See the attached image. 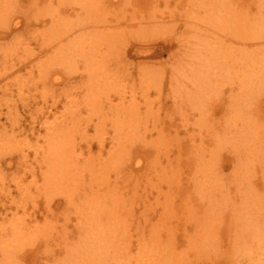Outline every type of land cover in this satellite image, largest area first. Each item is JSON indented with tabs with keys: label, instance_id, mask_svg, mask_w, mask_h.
<instances>
[{
	"label": "rangeland",
	"instance_id": "374dc122",
	"mask_svg": "<svg viewBox=\"0 0 264 264\" xmlns=\"http://www.w3.org/2000/svg\"><path fill=\"white\" fill-rule=\"evenodd\" d=\"M66 1H69V0H65V1L64 0H36L34 2L33 0H5V2L4 0H0V15H1L0 16V153H1L0 154V264L7 263V261L6 262L3 261L5 260L3 259L4 256L10 257L11 260H13L14 258L15 264H56V260H60L62 257L61 256L62 254H59V251H60V246L58 244L59 240H56L53 242L46 241L47 244L46 243L44 244L45 237L48 239L50 238V234H55V235H61L62 237L60 236V239H62L64 236L71 237L77 231V228H78L77 225H78V220H79V217L77 215L78 214L77 208L79 204L81 203L77 201L76 197H73L74 194L71 195L72 199L69 198L71 201L67 199L68 198L66 197L67 193L63 194V191L64 192L69 191L67 186L64 187V190H63V189H59V186H55V185L47 186V185H44L43 183L44 170H45L44 169L45 168L44 166L45 158H43L44 154L42 152L44 149H46L47 147L46 143L49 142L48 140L50 139V137L55 134H57L56 139L58 137L59 140L60 138L68 140L69 142L68 146L72 147L70 154L76 160H79L80 162H82L86 158L88 157L90 158V159L88 158V160H90L91 167L88 172L84 173L85 180L79 182L80 186L88 188L90 185L92 186V188H94V187H98V184L101 182H102L101 184L103 185L104 184L103 181H105L106 183L103 186L101 184L100 185L104 189H106L105 191L108 192L107 193L108 195L114 194V191L115 193H121L122 195L121 197L115 198V199L118 198L120 202L118 200H117V203H115L116 200L113 201L114 208L116 207L119 208V209L116 208V210L120 212L119 214L120 216L118 218H121V219L117 220V223L114 226V228H117L118 230L114 229L115 230L114 235H111V238L113 240L109 239V241L111 242L109 241L107 242L109 247L111 246L110 248L111 250L110 249L108 250L109 254L104 255V256L102 255L97 256V259L100 262V264L128 263V259L133 260L135 258L131 254H135L136 251H137L136 258H140L142 260L144 257L143 259L144 261L142 260L143 264L147 260L149 261V258L151 260V262L149 261L150 262L149 264H157V262L159 261H161V263L163 261L162 264H166V263L167 264L169 263L170 264L172 263L173 264H238L239 256H238V253H236V250L231 248V246H230V249L229 247L225 248L224 246V244L226 243L228 244L235 237L234 235L235 231H231V226L233 225V221L231 218L232 214L230 211V207L226 204L227 203L226 199L228 197L226 198V196L224 197V193H220L221 186H219L220 184L221 185L225 184L226 186H230L231 184H233L232 179L234 177H237L235 176V173L233 174V172L231 171L232 169L231 167L234 163L231 161L233 160V157H232L233 153H230L232 151H231V148L228 146V143H229L228 142L229 140L227 138L228 135H225L224 131L227 128H228L227 131L228 130L231 131L234 125H236L238 120L236 122L235 120L238 119L239 117L236 115L238 114V111L235 112V110H232V108L230 109L229 106H227L229 104H228V99L225 96H227L229 91H228L226 80H223L220 83V79H218L216 84L218 82L220 83L219 84L220 90H218L216 94H213L215 96L207 94L204 85H203V88H204L203 91L202 89L198 90L199 92L203 93V94L200 93L201 99L198 98V95L200 94L198 93L197 90L194 91L193 94L184 95V90L186 89L188 90V88L185 85V84H189L188 77L190 78L195 77V76L197 77L201 74L197 71L194 72V68L191 67L192 65L188 64V62L196 60L195 58L196 56L193 57L194 55L193 52L195 49L194 45L195 43H198V41L201 39L200 37H196V36L201 35V34L202 35L208 34L210 36V37L208 36L210 40L212 37L219 36V34L217 33L215 35H213L214 33L211 34L209 30H208L209 33L204 32V25L207 26V24H204L203 21L201 22V16L204 14V10H203L204 4L203 6H200L201 0H165V1L164 0H105V1L103 0L102 3H101L102 0H99V2L98 0H93V1L91 0L94 4H96V2L98 4H101L102 10L105 9V12L104 10L103 11L101 10L104 16L107 14L105 17L101 15L102 13L100 14L101 15L100 16L101 23H100V20L96 21L97 19H99V18L97 19L95 18V17H98V15L95 16L96 13L93 17L91 13L89 15L88 12L85 11V9H82V10L79 9L81 8L80 5H82L81 0H75L74 1L75 5L73 1H72L73 4L71 3V0H70V3ZM187 1L188 2L193 1L194 3L191 2L189 4ZM50 2H51V5H50ZM2 3H5L4 5L7 11H2L4 10L3 7L1 8V5L3 6ZM255 4L256 5H254V0H241L240 3L238 4V8L241 9L240 12H242L246 10L248 7L249 9L248 11H251V13L255 15L254 17L257 16L256 20H258L257 18H259L260 21H259L258 27H261V25L262 27H264L263 25L264 23L263 21L264 20V0H262L261 2L260 9L262 11L260 12H258V9H257L258 8L257 2H255ZM76 9H79V10H76ZM50 10L51 11L54 10V12L53 11L51 12ZM72 10L74 12L75 11H79V12L77 13L75 12L76 14H74ZM257 12L259 13V15L257 14ZM4 13H7V14H4ZM87 14L90 17H92L93 21L90 20L91 22L90 21L88 22L87 21L88 18L85 21H82L83 19H85L84 18L85 15L89 17ZM260 14H262L261 16L263 17H261ZM74 15L78 17H75ZM149 15H151L152 19H150ZM147 16L149 17L147 18ZM60 18L62 19L64 18L63 21H61L62 19ZM66 18L69 20L67 21ZM101 18H104V19H101ZM53 19L54 21L55 19L57 20L55 24L58 23L59 25V23L62 22L64 24V29L63 28L61 29L58 26L59 31L56 29L58 32L56 30L50 32L48 30L49 28L47 27H49V24L52 22ZM76 19L77 20L80 19L79 20L80 22L76 23L77 21ZM65 20L68 23H70V20L71 21L75 20L74 22L73 21L71 22V25L72 23H74L76 28H74V25L71 26L70 24L65 22ZM102 20H105L106 23ZM261 21H262V24H261ZM65 23L68 24V28L70 26L72 29L74 28L73 31L70 30V28L68 30L66 28L67 24L65 25ZM75 23L77 24V26ZM163 23L164 25L162 26ZM63 24L61 25V27H63ZM86 24L91 25V26L87 25L86 27ZM154 24L156 25L153 26ZM158 24L162 26L163 28V29L161 28L160 31H159ZM145 26H148V28ZM88 27L91 30L90 29L88 30ZM155 28L157 29V31ZM84 29L88 30V31H85L88 34L92 31V29H93L92 32H94V29H96L95 31L97 32L101 31V33H98V34L94 32L96 33V35L92 33L91 34L93 37L104 35L103 38L104 39L106 37H107L106 39L110 38L111 42L109 39L107 40L109 42L105 40H103L102 42V40L100 39H99L100 41L98 39L94 40V38L91 40L92 36L89 35L90 36L89 37L87 33L85 34V36H83L84 32L82 31H84ZM139 29L142 30L145 34L139 31ZM65 30L66 31L68 30L69 32L68 31L66 32ZM144 30H148L149 32L147 33V31H144ZM104 31L106 32L103 33ZM110 31L111 32L114 31V32L110 33ZM228 31H229L228 33L229 35L226 38L229 37L230 39V36H231L235 41L236 40L239 41L240 34L237 37L238 31H236L234 28ZM233 32L236 33V36ZM79 33L80 35L83 33L82 37H85L86 40L82 37L81 38L83 41L81 39H78V37L77 39H73L75 38L76 34L78 36ZM115 33L119 35L115 36L116 35ZM149 33H150V36L148 35ZM52 35L53 36L56 35L54 37L56 38V40L51 39ZM57 37L59 40L57 39ZM220 37H223V36L220 35ZM68 38L71 39V41ZM196 38H198L199 40L197 41ZM120 39L123 41L120 42ZM49 40L50 41L52 40V42L47 43ZM72 40L74 41L72 42ZM69 41L70 43L71 42L72 43L68 44ZM167 41H169L168 46L164 44V42H167ZM64 42L67 43L69 47L65 46L66 44L64 45ZM104 42L108 44L105 45ZM228 42L229 41L227 40L224 43L222 42L223 45L221 44V46L223 47L224 45H227V44L231 45V43H228ZM110 43H112L114 46ZM110 45L112 46V48H110L111 47ZM234 45L236 47H240L239 44H234ZM97 46H99L100 48ZM61 47L63 49L62 50L63 54L66 53L65 58H62L63 54L61 56L60 52L57 53V51L61 50ZM106 47H108V50L106 49V51L108 52L107 53L108 55L105 54L106 51L104 49ZM203 47H204V44H203ZM56 48L60 50H57ZM93 48L96 49V51H98L96 56H95L96 51ZM75 49L80 50V52L76 51ZM191 49H193V51ZM70 50H71L72 55L70 54ZM250 50H252V48ZM259 51L264 52V50L256 49L254 50L255 52L254 54H258L257 52ZM31 52L33 53V55ZM93 52L95 53L92 56ZM100 52L102 54L103 53L105 54V55L103 54L105 58L97 59V58L103 57V55ZM186 52L188 53V55ZM190 52L192 53V55L189 54ZM12 53H13V56H12ZM83 53L85 54L83 55ZM245 53L247 52L245 51ZM29 54H31L32 56L31 55L28 56ZM98 54H101V55L98 56ZM86 55L89 56V59ZM196 55H198V53ZM90 56L92 58L91 61H93V63L88 62L90 61ZM58 57H59V60H63L66 63L63 61H62L63 63L61 61L59 63ZM53 58H54V61H53ZM69 59H71V61ZM95 59L97 61H95ZM200 59H204V57L202 56L200 57ZM107 60L108 62L106 63ZM221 61L223 62L224 59H221ZM252 61H253V58H245V56L242 59L237 58L235 59V63L237 64L235 66H231L230 71H236L239 68V66H242L245 62L250 63ZM85 64H86L85 66L86 68L87 66L90 65L89 68L91 69L84 68ZM186 64L190 68L185 66ZM97 65L98 67L95 68ZM141 65L147 68V69H144L143 74L141 70ZM223 67H224V70L225 69L228 70L227 64H224ZM81 68L83 69V72ZM99 68L100 70L97 71L96 69H99ZM175 68L177 72L176 70H174ZM197 68L196 70L199 69ZM67 69L69 70V73ZM73 69H76L74 70V74L72 72ZM94 69L96 70L95 74H94V71H95ZM179 69L181 70L179 71ZM149 70H150V73H149ZM144 74H147V75L144 76ZM225 74H228V72H226ZM40 75H41V78H40ZM89 76L90 77L94 76V77L90 78ZM99 76L100 78H98V81H97V79L95 78ZM173 76L174 78H172ZM87 77L92 79V80L89 79V81L91 83L94 81L93 83L95 85L92 83L93 85L91 86V83L87 82L88 81V79H86ZM93 78L95 80H93ZM153 78L159 79L157 80L158 87L157 85L156 86L153 85L155 82H157ZM40 79H42L41 82L39 81ZM105 79H106V82H105ZM96 81L98 82V84L103 81L104 85L103 83L101 84L103 85V87L100 88L101 85L100 84L98 85ZM257 81L258 80L254 81V83H256ZM105 83H106V87H105ZM147 84H150V85L147 86ZM151 84L153 87L151 86ZM87 85L90 86V88ZM145 85L147 87H145ZM190 85L191 84H189V86ZM136 86L139 89L136 88ZM173 86L176 88H174ZM154 87L157 88L156 89L157 91L155 90ZM98 88H100V90L102 91L105 88V90L103 92H100ZM95 89L98 91H96ZM113 89H116V90H113ZM172 91L175 93V95ZM179 91L181 94L178 93ZM88 92L90 93L92 92L91 93L92 96H90ZM98 92H99V95H98ZM93 93L94 94L96 93L97 95L95 96ZM88 94L90 96V99H89V96L87 97ZM93 95L95 96L96 100H92ZM85 96H86V100L85 98L84 100L86 102L83 100V97ZM97 96H99L98 97L99 100L96 98ZM145 97L148 99L150 98V100L152 99L153 100L150 101L148 99H145ZM253 97H254L253 101H255V98L259 99L258 101L260 102L262 101L261 104L264 110V104H263L264 103V87L260 86V90H257L256 93L254 92ZM105 99L108 100L109 102L106 101ZM120 99L122 101H119ZM96 101L98 102V105ZM145 101H147L148 103L146 102L145 104ZM91 103H93L94 105L93 104L91 105ZM121 103L123 105H121ZM138 103L140 106L139 105L137 106ZM109 104H111L112 106L117 104L119 107L115 105V107L117 108L114 109V108H111L112 106ZM129 104H130L129 107H131V104H133L131 111L129 107L128 108L126 107ZM106 105H108V107H106ZM134 105H136L137 108ZM93 106L95 108L93 110L90 109V108H93ZM123 107L124 109L122 110L121 108ZM148 107L151 109L152 113H149L150 116H148V114L146 113V115L149 117V118L147 117L146 119L148 120H146L145 110L146 108L148 110L149 109ZM157 107L159 108V111H155L156 109L158 110ZM73 108H76V109H73ZM66 109L68 112L66 111ZM98 109L100 110L97 111ZM133 109H135L137 112ZM90 110H92V113ZM112 110L119 112V114H116V112L114 114L113 113L114 111ZM102 111H105V112H102ZM87 112L89 113L87 114ZM72 113L76 115L77 117L74 116ZM104 113L107 115V117L105 116ZM247 113H248L247 111H244L242 114V112L240 111V114L243 115L242 117L244 119L249 117V115L246 116ZM89 114H92V117L91 115L89 116L90 119H88V117H85ZM128 114L130 115V117ZM115 115L118 117L117 119L115 118ZM151 116H153L154 118L150 119ZM71 117L73 121L70 120ZM126 117H127V121L128 120L130 121L129 118H131V121L134 118L135 120L133 119L132 123L134 122V125H136V123L138 122L137 124L138 126L136 125L137 127L136 126L134 127V125L130 123L131 126L129 127L128 125L129 123H127ZM99 118L103 119L102 120L103 122ZM122 118L125 120L120 122L121 124L120 123L117 124L116 122L121 121L119 119H122ZM168 118H169V121H168ZM257 119L258 118H255L254 113L250 112L249 121L251 122L250 123L251 131L248 133L245 132L244 135L242 134L244 138L246 139V141H248L247 142L248 145L251 143V139L256 133V132L253 133L252 131L253 125L255 127L256 122L258 123L259 121H260L259 123L264 124V113H263V116L259 118V120ZM59 120L62 121L61 124ZM142 120L144 121L146 120V121L143 122ZM75 121H77V123ZM100 123L102 125L101 127H100ZM161 123L163 126L161 125ZM73 124L75 127L73 126ZM116 124L117 126L120 125L121 127H117ZM208 124L210 125L212 124L210 128L214 130L213 135H209L208 133V130L210 129L208 128L209 127ZM51 125H53L52 127H54L55 125V128H52ZM65 125L67 126V128ZM78 125L79 127H77ZM122 125L124 126V128ZM63 126L65 127L64 129H62ZM144 126L147 130L151 128V130H149L150 132L144 129ZM133 127L135 129H133ZM142 127H143V130H142ZM118 128L120 131L122 130V132L124 133L121 132L119 134ZM125 128L127 129L128 132L125 131ZM136 129L138 130V132ZM131 130L132 132L135 133L133 134L134 138L132 137ZM58 131H62V132H58ZM64 131H66V133ZM74 131H76L77 133ZM81 131H83L84 133H82ZM113 131L114 132L117 131V132L114 133ZM59 134L62 137H59ZM117 134L119 135L116 136ZM141 134L143 135L142 137H140ZM124 136L127 138V140H125L126 138ZM84 137L85 139H83ZM128 137H130L131 139ZM157 137H159V139ZM113 139H115V142H113L114 141ZM128 139H130L131 141L134 139V141L130 142L131 143L130 144L129 143L130 140ZM143 142L145 143L148 142L149 144L147 146L149 148H147L146 145H143L144 144ZM223 142H228V143L223 144ZM110 144H111V147H110ZM44 146L46 147L44 148ZM113 148L114 149L117 148L116 151ZM119 148L120 150L121 149L122 150L120 151ZM208 148L211 149L212 152L214 151L213 153H211V157H210V154H208V151H206ZM108 149L109 151L111 150L112 151L109 152ZM156 149H158V151H156ZM117 150L118 152L120 151L121 153H118ZM123 150L127 152L122 154V152H124ZM72 151L74 152L75 155L72 154L73 153ZM117 153L120 154V156L122 157H120ZM124 154L127 157H125ZM213 155H216V156H213ZM200 156H204V157H202L203 158L202 161H199L197 164L196 157H200ZM119 157L122 158L123 160H120ZM165 159H168L169 162L168 160H165ZM204 159L205 161L209 160V163L211 164V165L209 163L205 164L204 166L205 173L203 171H199L200 167H202V165L204 164ZM124 160H127L128 162ZM41 161H43L44 164L41 163ZM119 161H123L122 162L123 164H121V162L119 163ZM136 161H139V162H136ZM115 163L118 165L112 167V165L113 164L115 165ZM121 165H123L124 167H122ZM168 165L171 167H169ZM175 165H177V167ZM174 170H175L174 174H176L177 177L176 175L174 176L172 174ZM255 171H256V175L254 173L253 175L257 177L250 176L251 178H249L248 176H246V174L250 173V171H248V173L240 177H237V179L245 176V186H247L248 179L253 181L252 178H255L259 182L260 192L258 193L259 195L258 200L262 201L264 199L263 197L264 196V187H263L264 186L263 184L264 174H262L264 170L257 169ZM89 173L92 174L94 178L88 179ZM140 173L141 175L139 176ZM132 176L135 177V179ZM217 176L219 177V179ZM209 177L211 178V180L209 179ZM201 178L204 180V186H203L204 191H203V194H201L202 196L200 195V192L202 191L203 187H201L198 184L203 181ZM217 179L219 181L215 183ZM165 180L168 183H166ZM133 181L134 182L136 181V182L134 183ZM169 182L171 185H169ZM136 183H137V186H136ZM106 184L107 186H105ZM74 186H75L74 184L73 185L71 184V187H70L71 192H74V189L76 187ZM216 186H218L219 188ZM180 187L181 188L183 187V188L181 189ZM174 188H176V190ZM160 189L162 191V193L160 191L161 194L158 192V190ZM180 191L181 192L185 191V192L181 193ZM172 192L174 196L173 194L172 195L170 194ZM102 195L106 196V194H102ZM154 195L156 197L155 199L158 204L156 202L155 203L153 202L155 201L153 197ZM169 195L171 196V198L169 197ZM186 197L188 199H185ZM81 199L83 203V197H81ZM105 199L103 198L102 200L101 199L100 200L101 202H105L103 201ZM161 199L162 201H159ZM72 201H73V204H72ZM121 201L123 204L119 206L120 205L119 203H121ZM68 202L70 203V205L71 204L72 205L70 206ZM207 202L209 203V205H211L210 206L211 208L206 209L207 212H204L205 206L208 205ZM163 203L167 205V207L163 205ZM107 204H110L111 206V202ZM154 204H156V206L152 207V205ZM187 204L188 206H192L194 208L193 211L191 208H187V207H185L186 209L184 208V206ZM23 205L25 206L23 207ZM48 205L50 206V209L52 210L49 209L50 211L48 210L46 211V207ZM63 205L65 208H63ZM149 205H151L153 210H151L152 208ZM160 205L162 207L164 206L163 208H167V209L166 210L161 209L162 207ZM148 206H149V209H148ZM170 207L172 209H170ZM112 208H113V205H112ZM75 209H76V212H75ZM187 209L188 210L190 209V210L187 211ZM65 211L67 212V214ZM167 211L171 213L169 214ZM181 211H183V213ZM185 211H187L188 213H190L191 211V214H188ZM221 211H222V214L225 213L222 219H221ZM69 213L70 215H68ZM74 213H76V215ZM165 213H167L169 217L167 216V214L164 215ZM180 213L182 216L180 215ZM186 213L189 216H187ZM204 213L207 215L214 214V218L217 219V221L215 222V226L217 227H216L215 233L213 234L216 236H213V237L214 238L218 237L216 240L220 239L219 241L221 242L222 245H217L215 243L218 248L215 247L216 245L214 244L212 247L205 250V252H202V250L195 249L194 246L192 247V249L194 248L196 251L190 248V246H192L191 245L192 243L190 242L189 237L191 236L192 238V235L194 237H197V232H198V225H196L197 228L195 229V225L191 224L193 222L192 219H196L195 216H198L201 219H203ZM158 215L161 217H159ZM191 215H193V217H191ZM141 216L143 218H141ZM162 216H164V218ZM166 216L169 219L165 218ZM17 217H23L26 221V225L24 228L25 230L24 232L26 233L24 235H21V237L22 238L26 237L27 239L20 238V242L16 240V241H12L13 242L12 243L10 239L15 237V235L14 233H12L11 229H13L12 228L13 225L17 224ZM122 219L125 221L122 222ZM164 219H166V221ZM189 220H192V221L187 222ZM52 221H55V223L53 224ZM218 221L220 222L219 224L217 223ZM119 222L120 224L122 222L121 226L119 225ZM151 222L152 223L155 222V223L152 224ZM103 223H107L106 220H103ZM150 223L152 226H155L156 228L155 227L154 228L157 230H155L154 228H151L152 226L150 225ZM218 225H219V228H218ZM118 226L120 227L121 230L119 229ZM169 226H171V229ZM148 229H150L149 231L151 235L149 234ZM14 230L15 229H13V231ZM125 230H127L128 232ZM120 231L126 234H122V238L121 236L120 238H117L119 234L121 235ZM167 231L171 233V235ZM69 232L71 233L69 234ZM230 234H232L231 237H230ZM123 235L126 237H123ZM137 236H139L140 238ZM167 236L169 237L167 238ZM32 237L34 238L37 237V238H35L33 241L31 240L33 239ZM28 238H30V240ZM121 239H123V242L121 241ZM169 240H170V243H169ZM116 241L117 242L120 241L121 245L118 242L119 246H117L116 244L118 243ZM125 241L126 243H128L126 244L127 249H126V246L124 245ZM136 242H139V243H136ZM166 242L168 245L166 244ZM7 243L10 244L9 248H12V250L8 249V247L6 246ZM140 243H143V244L140 245ZM162 243L165 244V246ZM152 244L156 247L159 246L158 250L154 246H153V249L152 247H149V245L152 246ZM144 245L146 246L148 245V247L146 246L144 247ZM115 246L119 249V251H117L118 250L117 248H115L117 250L113 248ZM166 246H168L167 247L168 252L162 251L161 249L164 250ZM43 247L46 249H44ZM147 248H148V251L146 253L145 251L147 250ZM151 249H152V253H151L152 255H149V252ZM2 250L4 252H2ZM159 250H160V253H159ZM9 251L11 252L9 253ZM122 251H125V252H122ZM195 252H196V256H195ZM114 254L116 256L121 255V258L119 256V258L117 259V257L114 256ZM182 254L184 256H182ZM167 258H169V261H167L168 260ZM123 259H126V260H123ZM161 263H158V264H161Z\"/></svg>",
	"mask_w": 264,
	"mask_h": 264
},
{
	"label": "bare ground",
	"instance_id": "6f19581e",
	"mask_svg": "<svg viewBox=\"0 0 264 264\" xmlns=\"http://www.w3.org/2000/svg\"><path fill=\"white\" fill-rule=\"evenodd\" d=\"M34 1H36V0H33V2ZM65 1V0H64ZM72 1H73V3H74V1L75 0H71V3H72ZM82 1V5H80V7L81 8H79V9H85V11H87L88 12V14L90 15V13H91V15L94 17V15H95V13H96V15L95 16H97L98 15V17H95L96 19L97 18H99V19H97L96 21H98V20H100V16L101 15H103V17H105L104 16V14H103V10H104V12H105V9H103L102 10V5L101 4H98L97 2H96V4H94L91 0H81ZM105 1V0H104ZM165 1V0H164ZM240 1L241 0H201V4H200V6H203V4H204V8H203V10H204V14L201 16V22L203 21L204 22V24H207V26L206 25H204V32L206 33V32H208V30H209V32L211 33V34H213V35H215L216 33L217 34H219V36H216V37H212L211 38V40H210V36L208 35V34H204V35H198V36H196V37H200L201 39L199 40L198 38H196V40L198 41V43H195V45H194V47H195V49H194V52H193V57L194 56H196L195 58H196V60H194V61H190V62H188V64L189 65H192L191 67H193L194 68V72L195 71H197V72H199V73H201L199 76H195V77H192V78H190V77H188L189 78V84H191L192 85V87H191V85L189 86V84H185L186 85V87L188 88V90L186 89V90H184V95H189V94H193L194 93V91H198V90H200V89H202V91L204 90V88H203V85H204V87H205V90H206V93L207 94H209V95H213V94H216L217 93V91L218 90H220V87H219V84L221 83V81H223V80H226L227 81V87H228V91H229V93L227 94V96H225V97H227V99H228V104L229 105H227V106H229V108L231 109L232 108V110H235V112L236 111H238V114H236L237 116H239L238 117V119H236L235 120V122L237 121V123H236V125H234V127L231 129V131L230 130H228L227 131V129L224 131V133H225V135H228V142H223V144H226V143H228V146L231 148V151L232 152H230V153H233V160H231L232 162H234L233 163V165H232V169H231V171L233 172V174L235 173V176H237V177H240V176H242V175H244V174H246V173H248V171H250V173H248V174H246V176H248L249 178H251L250 176H252V177H257V176H254L253 175V173L256 175V171L255 170H264V124H261V123H257L256 122V125H255V127H254V125H253V127H252V131H253V133L254 132H256L255 134H254V136H253V138L251 139V143L248 145L247 144V142L248 141H246V139L244 138V133L245 132H250L251 131V125H250V121H249V119H250V112L251 113H254V116H255V118H258L257 120H259V118L261 117V116H263V113H264V110H263V108H262V104H261V102L260 101H258L259 99H256L255 98V101H253V95H254V92L256 93V91L257 90H260V86H263L264 87V52H257L258 54H254L255 52H254V50H256V49H259V50H264V27H262V25H261V27H258V25H259V18H257L258 20H256V17H254L255 15H253V13H251V11H248L249 9H248V7H247V9L246 10H244V11H242V12H240V10L241 9H239L238 8V4L240 3ZM4 2H5V0H4ZM47 2H49V1H47ZM66 2H69L70 3V0L69 1H66ZM65 2V3H66ZM95 2V1H94ZM98 2H99V0H98ZM103 2V0L101 1V3ZM188 2V1H187ZM191 2H193V1H190V2H188L189 4L191 3ZM197 2V1H196ZM255 2H257V6H258V12H260V11H262L261 9H260V6H261V2H262V0H254V5H256L255 4ZM28 3V2H27ZM63 3V2H62ZM72 3V4H73ZM129 3V2H128ZM154 3H156V2H154ZM194 3V2H193ZM3 4V6L1 5V8L3 7L4 8V10H2V11H7L6 10V8H5V3H2ZM36 4V3H35ZM71 4V5H72ZM198 4V5H199ZM7 5V4H6ZM50 5H51V2H50ZM53 5V4H52ZM68 5V4H67ZM74 5H75V3H74ZM105 5H106V3H105ZM156 5V4H155ZM158 5V4H157ZM77 6V5H76ZM109 6V5H108ZM8 7V6H7ZM78 7V6H77ZM152 7V6H151ZM156 7V6H155ZM11 8V7H10ZM106 8V7H105ZM108 8V7H107ZM202 8V7H201ZM237 8H238V10H237ZM79 9H76V10H79ZM9 10V9H8ZM102 10V11H101ZM107 10V9H106ZM109 10V9H108ZM51 11V10H50ZM53 12H54V10H52ZM51 11V12H52ZM68 11V10H67ZM73 11V10H72ZM91 11V12H90ZM93 11V12H92ZM152 11V10H151ZM74 12V11H73ZM76 13L77 12H79V11H75ZM74 12V14H76ZM86 12V13H87ZM172 12V11H171ZM257 12V14L259 15V13ZM102 13V14H101ZM134 13V12H133ZM151 13H153V12H151ZM168 13H170V12H168ZM2 14V13H1ZM4 14H7V13H4ZM3 14V15H4ZM50 14V13H49ZM79 14V13H78ZM84 14V13H83ZM87 14V15H88ZM101 14V15H100ZM140 14V13H139ZM142 14V13H141ZM160 14H161V12H160ZM164 14V13H163ZM2 15V16H3ZM51 15H52V13H51ZM51 15H50V17H51ZM88 15V16H89ZM262 14H260V16H261ZM1 16V15H0ZM75 16V15H74ZM150 16V19H152L151 18V15H149ZM149 16H147V18L149 17ZM153 16V15H152ZM42 17V16H41ZM61 17V16H60ZM75 17H78V16H75ZM82 17H83V15H82ZM110 17V16H109ZM141 17H143V16H141ZM261 17H263V16H261ZM54 18V17H53ZM64 18H65V16H64ZM63 18V19H64ZM84 18L85 19H83V18H81V19H83L82 21H85L87 18L89 19H87V21L89 22L90 20L91 21H93L92 20V17H87L86 15L84 16ZM121 18V17H120ZM119 18V19H120ZM133 18H135V17H133ZM29 19V18H28ZM60 19H62V18H60ZM63 19L61 20V21H63ZM67 19V18H66ZM73 19H75V18H73ZM78 19V18H77ZM76 19V20H77ZM101 19H104V18H101ZM142 19H144V18H142ZM150 19H148V20H150ZM156 19V18H155ZM69 19H67V21H68ZM80 20V19H79ZM79 20H77L76 21V23H78V22H80ZM114 20V19H113ZM121 20V19H120ZM123 20V19H122ZM132 20V19H131ZM157 20V19H156ZM56 19H55V21H54V19L52 20V22L49 24V27H47V28H49L48 30L50 31V32H52V31H54V30H58L59 31V29H58V26L62 29H64V24L62 23V22H60L59 23V25H58V23L57 24H55L56 23ZM66 20H65V22H67ZM73 21V20H72ZM71 20H70V23H68V24H70L71 25V22H72ZM75 21V20H74ZM73 21V22H74ZM90 21V22H91ZM95 21V20H94ZM102 21H104L105 22V20H102ZM147 21V20H146ZM264 21V20H263ZM2 22V21H1ZM4 22V21H3ZM59 22V21H58ZM149 22V21H148ZM67 23H65V25L67 24ZM75 23V24H76ZM100 23H101V20H100ZM106 23V22H105ZM108 23V22H107ZM131 23V22H130ZM162 23V22H161ZM63 24V27H61V25ZM68 24H67V26H66V28L69 30V28H70V30H72L73 31V29L74 28H76L75 27V25H74V23H72V25L71 26H73L74 25V28L72 29L71 28V26L68 28ZM93 24H94V22H93ZM96 24V23H95ZM98 24V23H97ZM152 24V23H151ZM160 24V23H159ZM158 24V25H159ZM261 24H262V21H261ZM87 25L88 24H86V27H87ZM156 24H154L153 26H155ZM164 25V23L162 24V26ZM166 25V24H165ZM263 25H264V23H263ZM14 26V25H13ZM48 26V25H47ZM76 26H77V24H76ZM85 26V25H84ZM88 26H91V25H88ZM162 26H160L159 25V31H160V29L162 28ZM6 27V26H5ZM36 27V26H35ZM79 27V26H78ZM140 27V26H139ZM145 27H147L148 28V26H145ZM144 27V28H145ZM164 27H166V26H164ZM156 28H157V26H156ZM155 28V29H156ZM235 29L236 31H238L237 32V37H238V35L240 34V38L242 39V40H244V41H242L240 38H239V41H235L231 36H230V39H229V37L228 38H226L229 34V31L228 30H230V29ZM90 28L88 27V30H89ZM142 29V28H141ZM163 29V28H162ZM56 30V31H57ZM67 30V31H68ZM88 30H85L84 29V31H82V32H84V35L83 36H85V34L87 33V32H85V31H88ZM91 30V29H90ZM96 29H94V32H96L97 34L98 33H101V31L100 32H97V31H95ZM98 30H100V29H98ZM112 30V29H111ZM143 30V29H142ZM142 30H140L139 29V31H141V32H143ZM165 30V29H164ZM57 31V32H58ZM61 31V30H60ZM66 31V30H65ZM66 31V32H67ZM92 31H93V29H92ZM90 32L89 34H88V36L90 35V36H92V34H94V35H96V33H94V32ZM103 31V30H102ZM116 31V30H115ZM118 31V30H117ZM144 31H147V33L149 32L148 30H144ZM156 31H157V29H156ZM38 32V31H37ZM62 32H63V30H62ZM65 32V33H66ZM69 32V31H68ZM77 32H79V31H77ZM106 31H104L103 33H105ZM114 31H110V33H113ZM138 32V31H137ZM140 32V33H141ZM166 32V31H165ZM165 32H163V33H165ZM208 32V33H209ZM60 33V32H59ZM58 33V34H59ZM92 33V34H91ZM118 33V32H117ZM144 33V32H143ZM142 33V34H143ZM160 33V32H159ZM234 33V32H233ZM263 33V34H262ZM83 34V33H82ZM82 34L80 35V33L78 34V36H77V34H76V36H75V38H73V36H72V38L73 39H77V37H78V39H81L82 40V38H84L85 39V37H82ZM108 34V33H107ZM116 34V33H115ZM141 34V35H142ZM145 34V33H144ZM235 34V36H236V33H234ZM61 35V34H60ZM80 35V36H79ZM101 35V34H100ZM119 35V34H118ZM117 34L115 35V36H118ZM149 36H150V33L148 34ZM156 35V34H155ZM220 35H222L223 37H220ZM56 35H52L51 36V39H55L56 40V38H54ZM59 36V35H58ZM89 36V37H90ZM102 36V37H101ZM101 36H98V37H96V36H92V38H91V40L94 38V40H102V42H103V40H105V41H107L108 39L110 40V38H108V39H104L103 38V36L104 35H101ZM114 36V35H113ZM209 36V37H208ZM80 37V38H79ZM82 37V38H81ZM95 37H96V39H95ZM86 38H87V36H86ZM226 38V39H225ZM57 39H58V37H57ZM69 39V38H68ZM119 39V38H118ZM54 40V41H55ZM59 40V39H58ZM57 40V41H58ZM70 41H71V39H69ZM86 40V39H85ZM88 40H89V38H88ZM88 40H87V42H88ZM99 40V41H100ZM113 40V39H112ZM116 40V39H115ZM229 41L228 43H231V45L230 44H227V45H224L223 47L221 46V44H222V42L224 43L225 41ZM43 41V40H42ZM46 41V40H45ZM70 41H69V43L68 44H71L74 40H72V42L70 43ZM77 41V40H76ZM83 41V40H82ZM98 41V42H99ZM121 41H123V40H121L120 39V42ZM235 41V42H234ZM52 42V40L50 41H48L47 43H51ZM97 42V43H98ZM107 42H109V41H107ZM110 42H111V40H110ZM114 42H116V41H114ZM17 43V42H16ZM61 43V42H60ZM80 43V42H79ZM86 43V42H85ZM105 43V42H104ZM46 44V43H45ZM66 44V45H65ZM68 44L67 43H65L64 42V45L65 46H67V47H69L68 46ZM101 44V43H100ZM103 44V43H102ZM106 44H108V43H105V45ZM110 44H112V43H110ZM164 44L165 45H169V41H167V42H164ZM197 44H198V46H197ZM203 44H204V47H203ZM234 44H239V46L240 47H236ZM63 45V46H64ZM113 45V44H112ZM121 45V44H120ZM223 45V44H222ZM23 46V45H22ZM60 46V45H59ZM96 46V45H95ZM102 46V45H101ZM109 46V45H108ZM111 46V45H110ZM114 46V45H113ZM181 46H183V45H181ZM30 47V46H29ZM28 47V48H29ZM43 47V46H42ZM46 47V46H45ZM97 47H99V46H97ZM105 47V46H104ZM189 47V46H188ZM252 48V50H250L251 48ZM25 48H27V47H25ZM95 48V47H94ZM93 48V49H94ZM100 48V47H99ZM110 48H112V46L110 47ZM109 48V49H110ZM24 49V48H23ZM57 50H60V49H58V48H56ZM79 49V48H78ZM76 50V51H78V52H80V50ZM92 49V50H93ZM106 49L108 50V47H106L104 50L106 51ZM39 50V49H38ZM62 47H61V50L60 51H57V53L58 52H60V54H61V56H62V54H63V52H62ZM66 50H68V49H66ZM95 51H96V49H94ZM188 50V49H187ZM192 51H193V49H191ZM190 50V51H191ZM28 51V50H27ZM73 51V50H72ZM103 51V50H102ZM101 51V52H102ZM245 51L247 52V53H245ZM34 52V51H33ZM62 52V53H61ZM67 52H69V51H67ZM84 52V51H83ZM92 52V51H91ZM100 52V53H101ZM241 52V53H240ZM32 53V52H31ZM36 53H38V52H36ZM56 53V54H57ZM73 53V52H72ZM86 53V52H85ZM85 53H83V55L85 54ZM95 52H93L92 53V56H93V54H94ZM98 53V51H96V53H95V56H96V54ZM108 52L106 51V53L105 54H107ZM187 53V52H186ZM198 53V55H196ZM28 54V53H27ZM66 54V53H65ZM65 54H63V57L62 58H65ZM70 54H71V50H70ZM82 54V53H81ZM102 54V53H101ZM101 54H98V56L99 55H101ZM104 54V53H103ZM102 54V55H103ZM104 54V55H105ZM190 55H192V53L190 52L189 53ZM31 54H29L28 56H30ZM32 55H33V53H32ZM31 55V56H32ZM72 55V54H71ZM89 55V54H88ZM104 55H103V57H100V58H97V59H101V58H105L104 57ZM108 55V54H107ZM187 55H188V53H187ZM12 56H13V53H12ZM87 56V55H86ZM94 56V57H95ZM204 57V59H200V57ZM244 56H245V58H253V61L252 62H250V63H248V62H245L242 66H239V68L236 70V71H230V67L231 66H235L237 63H235V59H242V58H244ZM4 57V56H3ZM24 57V56H23ZM70 57V56H69ZM78 57V56H77ZM79 57H81V56H79ZM88 57V59H89V56H87ZM93 57V58H94ZM183 57H185V56H183ZM192 57V58H193ZM10 58V57H9ZM26 58V57H25ZM56 58V57H55ZM73 58V57H72ZM71 58V59H72ZM188 58H189V56H188ZM71 59H69L70 61H71ZM87 59V58H86ZM85 59V60H86ZM221 59H224V61L222 62L221 61ZM58 60H59V57H58ZM57 60V61H58ZM76 60V59H75ZM92 60V58H91V56H90V61H88V62H92L93 63V61H91ZM53 61H54V58H53ZM60 61L62 62L63 60H59V63H60ZM95 61H97L96 59H95ZM188 61V60H187ZM63 62H65V61H63ZM62 62V63H63ZM68 62V61H67ZM99 62V61H98ZM108 62V60L106 61V63ZM66 63V62H65ZM64 63V64H65ZM69 63V62H68ZM86 63V62H85ZM90 63H88V64H90ZM12 64V63H11ZM58 64V63H57ZM64 64H62V65H64ZM87 64V65H88ZM224 64H227L228 65V70L227 69H225L224 70V67H223V65ZM66 65V64H65ZM145 65V64H144ZM86 66V64L84 65V68H86L85 67ZM90 66V65H89ZM89 66H87V68H89ZM99 66H101V65H99ZM146 66V65H145ZM185 66H187V64L185 65ZM98 67V65L95 67V68H97ZM188 68H190L189 66H187ZM199 69H198V68ZM245 67V68H244ZM78 68V67H77ZM83 68V67H82ZM81 68V69H82ZM86 68V69H87ZM103 68V67H102ZM177 68V67H176ZM176 68L174 69V70H176ZM196 68L198 69V70H196ZM227 68V67H226ZM65 69V68H64ZM89 69H91V68H89ZM144 69H147L146 67H143V65H141V70H142V74L144 73ZM178 69V68H177ZM183 69V68H182ZM204 69V70H203ZM66 70V69H65ZM68 70V69H67ZM72 70V69H71ZM74 70H76V69H73V74H74ZM85 70V69H84ZM95 70V69H94ZM97 71L98 70H100V68L99 69H96ZM96 70L94 71V74L96 73ZM173 70V71H174ZM181 69H179V71H180ZM189 70V69H188ZM88 71H90V70H88ZM190 71V70H189ZM47 72V71H46ZM71 72V71H70ZM71 72V73H72ZM82 72H83V69H82ZM93 72V71H92ZM100 72V71H99ZM176 72H177V70H176ZM187 72V71H186ZM226 72H228V74H225ZM68 73H69V70H68ZM70 73V74H71ZM89 73V72H88ZM101 73V72H100ZM103 73V72H102ZM149 73H150V70H149ZM183 73V72H182ZM231 73H232V75H231ZM83 74V73H82ZM177 74V73H176ZM185 74V73H184ZM43 75H44V73H43ZM48 75H50V74H48ZM145 75H147V74H144V76ZM161 75V74H160ZM173 75V74H172ZM88 76V75H87ZM100 76H101V74H100ZM100 76L99 77H97V78H95V79H97V81H98V78H100ZM185 76V75H184ZM193 76V75H192ZM72 77V76H71ZM90 77V76H89ZM87 77L86 79H88V81L87 82H90L89 81V79L90 78H92V77H94V76H92V77ZM40 78H41V75H40ZM172 78H174V76L172 77ZM176 78V77H175ZM94 78H93V80H95ZM103 79V78H102ZM145 79H147V78H145ZM154 80H159L158 78L157 79H155V78H153ZM218 79H220V83L218 82L217 84H216V82L218 81ZM53 80H54V78H53ZM59 80V79H58ZM90 80H92V79H90ZM172 80H174V79H172ZM256 80H258L256 83H254V81H256ZM40 82L42 81V79H40L39 80ZM96 81V82H97ZM108 81H110V80H108ZM112 81V80H111ZM177 81H178V79H177ZM176 81V82H177ZM94 82V81H93ZM92 82V83H93ZM105 82H106V79H105ZM132 82V81H131ZM152 82H153V80H152ZM151 82V83H152ZM160 82V81H159ZM254 84H253V83ZM84 83H85V81H84ZM91 83V82H90ZM91 83V86L94 84H92ZM103 83V85H104V82L102 81L101 83H99L100 85ZM133 83V82H132ZM156 83V84H155ZM153 85H157L158 84V81L157 82H155ZM83 84V83H82ZM97 84H98V82H97ZM98 84V85H99ZM141 84V83H140ZM145 84V83H144ZM160 84V83H159ZM179 84V83H178ZM95 85V84H94ZM103 85H101L100 86V88H102L103 87ZM108 85V84H107ZM110 85V84H109ZM131 85V84H130ZM129 85V86H130ZM148 85H150V84H147V86ZM85 86V85H84ZM88 86V85H87ZM132 86V85H131ZM142 86V85H141ZM146 85H145V87H147ZM151 86H152V84H151ZM178 86V85H177ZM181 86V85H180ZM86 87V86H85ZM89 88H90V86H88ZM98 87V86H97ZM97 87H96V89H97ZM105 87H106V83H105ZM108 87V86H107ZM150 87V86H149ZM148 87V88H149ZM153 87V86H152ZM151 87V88H152ZM157 87H158V85H157ZM170 87H171V85H170ZM174 87V86H173ZM87 88V87H86ZM91 88H93V87H91ZM100 88H98L99 90H100ZM115 88V87H114ZM130 88V87H129ZM136 88H138L137 86H136ZM155 88V87H154ZM174 88H176V87H174ZM262 88V87H261ZM95 89V90H96ZM106 89H108V88H106ZM139 89V88H138ZM150 89V88H149ZM148 89V90H149ZM157 88H155V90H156ZM178 89V88H177ZM176 89V90H177ZM179 89H180V87H179ZM182 89V88H181ZM91 90V89H90ZM104 90H105V88H104ZM103 90V91H104ZM113 90H116V89H113ZM122 90V89H121ZM147 90V91H148ZM174 90V89H173ZM96 91H98V90H96ZM102 90H100V92H103ZM125 91V90H124ZM136 91V90H135ZM141 91V90H140ZM157 91V90H156ZM131 92V91H130ZM133 92V91H132ZM145 92H146V90H145ZM173 92V91H172ZM172 92H171V94H172ZM89 94H90V96H92L91 95V93L90 92H88ZM115 93V92H114ZM124 93H126V92H124ZM174 93V92H173ZM178 93H180V91L178 92ZM177 93V94H178ZM195 93H197V92H195ZM198 93L200 94V93H202V92H199L198 91ZM262 93V92H261ZM86 94V93H85ZM84 94V95H85ZM89 94L87 95V97L89 96ZM94 94V93H93ZM104 94V93H103ZM117 94V93H116ZM122 94V93H121ZM157 94H159V93H157ZM181 94V93H180ZM179 94V95H180ZM183 94V93H182ZM203 94V93H202ZM206 94V95H207ZM83 95V96H84ZM95 96L97 95L96 93L94 94ZM93 95V99L92 100H96L95 99V96ZM98 95H99V92H98ZM115 95V94H114ZM135 95H137V94H135ZM140 95H141V93H140ZM174 95H175V93H174ZM198 95V94H197ZM256 95V94H255ZM90 96H89V99H90ZM104 96V95H103ZM124 96V95H123ZM195 96V95H194ZM213 96H215V95H213ZM261 96V95H260ZM98 97L99 96H97L96 98L98 99ZM101 97V96H100ZM84 98H85V100H86V96L85 97H83V100H84ZM178 98V97H177ZM176 98V99H177ZM198 98L199 99H201V94L200 95H198ZM109 99V98H108ZM144 99V98H143ZM145 99H148V98H146L145 97ZM159 99V98H158ZM195 99V98H194ZM84 100V101H85ZM91 100V101H92ZM99 100V99H98ZM97 100V101H98ZM106 100V99H105ZM148 100H150V98L148 99ZM153 100V99H152ZM152 100H150V101H152ZM191 100V99H190ZM197 100V99H196ZM195 100V101H196ZM58 101V100H57ZM96 101V103H97V105H98V102ZM106 101H108V100H106ZM119 101H122L121 99L119 100ZM144 101V100H143ZM149 101V102H150ZM157 101V100H156ZM183 101V100H182ZM68 102V101H67ZM86 102V101H85ZM109 102V101H108ZM146 102L147 101H145V104H146ZM180 102H181V100H180ZM95 103V102H94ZM95 103V104H96ZM130 103H131V101H130ZM143 103V102H142ZM148 103V102H147ZM159 103V102H158ZM178 103V102H177ZM54 104H55V102H54ZM90 104V103H89ZM93 103H91V105H92ZM102 104V103H101ZM112 104V103H111ZM111 104H109V105H111ZM208 104V103H207ZM264 104V103H263ZM83 105V104H82ZM94 105V104H93ZM97 105H95V106H97ZM115 105H117V104H115ZM115 105H111L112 107L111 108H117V107H119L118 105H117V107H115ZM121 105H123L122 103H121ZM133 104H131V107H129L130 106V104L129 105H127L126 107L128 108H130V111H131V109H132V106ZM139 105V103L137 104V106ZM148 105V104H147ZM151 105V104H150ZM7 106V105H6ZM70 106V105H69ZM86 106V105H85ZM136 108H137V106L136 105H134ZM140 106V105H139ZM141 106H142V104H141ZM106 107H108V105H106ZM134 107V108H135ZM95 107L93 106V108H90V109H94ZM110 108V107H109ZM110 108V109H111ZM149 108V107H148ZM158 108V107H157ZM203 108V107H202ZM73 109H76V108H73ZM79 109V108H78ZM122 110L124 109V107L123 108H121ZM150 109V108H149ZM149 109L147 110V108H146V110H145V119L148 117V116H150L149 115V113H152V111H151V109H150V111H149ZM199 109V108H198ZM92 110H90L91 111V113H92ZM100 109H98L97 111H99ZM133 110H135V109H133ZM155 110V109H154ZM66 111H67V109H66ZM105 111H106V109H105ZM105 111H102V112H105ZM110 111V110H109ZM112 111H114V110H112ZM121 111V110H120ZM136 111V110H135ZM134 111V112H135ZM147 111H149V112H147ZM155 111H159V108H158V110L156 109ZM154 111V112H155ZM240 111L242 112V114H243V112L244 111H247L248 113L246 114V116L247 115H249V117H247V118H243L242 116L243 115H241L240 114ZM68 112V111H67ZM96 112V111H95ZM101 112V111H100ZM115 112H116V114H119V112H117V111H114L113 113L115 114ZM137 112V111H136ZM135 112V113H136ZM143 112V111H142ZM153 112V113H154ZM63 113V112H62ZM89 112H87V114H88ZM93 113H94V111H93ZM98 113V112H97ZM96 113V114H97ZM131 113V112H130ZM132 113H133V111H132ZM146 113L148 114V116L146 115ZM157 113V112H156ZM68 114V113H67ZM73 114V113H72ZM105 114V113H104ZM140 114V113H139ZM138 114V115H139ZM35 115V114H34ZM69 115V114H68ZM71 115V114H70ZM74 115V114H73ZM72 115V116H73ZM80 115V114H79ZM91 115V117H92V114H89V115H87V116H85V117H88V119H90V116ZM123 115H125V114H123ZM129 115V114H128ZM155 115V114H154ZM235 115V116H236ZM74 116H76V115H74ZM96 116V115H95ZM105 116L107 117V115L105 114ZM119 116V115H118ZM122 116V115H121ZM142 116V115H141ZM143 116H144V114H143ZM142 116V117H143ZM70 117V116H69ZM77 117V116H76ZM120 117V116H119ZM129 117H130V115H129ZM234 117V116H233ZM115 118L117 119L118 117L115 115ZM124 118V117H123ZM119 119V120H121V121H119V122H116L117 124H119L120 122H122L123 120H125V119ZM149 118V117H148ZM152 118H154L153 116H151V118L150 119H152ZM236 118V117H235ZM73 119H74V117H73ZM80 119V118H79ZM87 119V120H88ZM100 119V118H99ZM111 119V118H110ZM130 119V121H131V118H129ZM134 119V118H133ZM133 119H132V121H133ZM161 119V118H160ZM163 119V118H162ZM253 119V118H252ZM263 119V118H262ZM71 121H73L72 120V117H71V119H70ZM101 121L103 120V119H100ZM113 120H115V119H113ZM135 120V119H134ZM146 120H148V119H146ZM145 120V121H146ZM156 120V119H155ZM155 120H154V122H155ZM90 121V120H89ZM95 121V120H94ZM126 121H127V117H126ZM129 120L127 121V123H129L128 125H129V127L131 126V124L130 123H132V121L130 122ZM140 121V120H139ZM143 122H145L144 120H142ZM168 121H169V118H168ZM256 121V120H255ZM262 121V120H261ZM59 122H60V124L62 123V121H60L59 120ZM76 123H77V121H75ZM88 122V121H87ZM103 122V121H102ZM115 122H114V124H115ZM137 122V121H136ZM253 122V121H252ZM263 122V121H262ZM52 123V122H51ZM54 123V122H53ZM66 123V122H65ZM85 123V122H84ZM113 123V122H112ZM142 123V122H141ZM157 123V122H156ZM75 124V123H74ZM74 124H73V126H74ZM117 124H116V126H117ZM121 124V123H120ZM124 124V123H123ZM138 124V122L136 123V125ZM140 124V123H139ZM145 124V123H144ZM153 124V123H152ZM230 124V123H229ZM70 125V124H69ZM76 125V124H75ZM88 125V124H87ZM132 125H134V122L132 123ZM136 125H134V127L136 126ZM161 125H162V123H161ZM171 125H172V123H171ZM209 125V127L208 128H210V126H212V124L210 125V124H208ZM53 125H51V127H52ZM66 126V125H65ZM95 126V125H94ZM102 125H101V123H100V127H101ZM113 126V125H112ZM123 126V125H122ZM138 126V125H137ZM136 126V127H137ZM154 126V125H153ZM163 126V125H162ZM75 127V126H74ZM77 127H79V125L77 126ZM99 127V126H98ZM99 127V128H100ZM117 127H121L120 125H118ZM133 127V129H135ZM150 127H152V126H150ZM161 127V126H160ZM52 128H55V125H54V127H52ZM59 128V127H58ZM65 127L63 126V128L62 129H64ZM66 128H67V126H66ZM81 128V127H80ZM84 128H85V126H84ZM83 128V129H84ZM95 128V127H94ZM107 128V127H106ZM123 128H124V126H123ZM122 128V129H123ZM223 128V127H222ZM226 128V127H225ZM224 128V129H225ZM61 129V130H62ZM69 129V128H68ZM78 129V128H77ZM132 129V128H131ZM132 129V130H133ZM144 129H146L145 128V126H144ZM154 129V128H153ZM159 129V128H158ZM207 129V128H206ZM45 130H46V128H45ZM56 130V129H55ZM82 130V129H81ZM98 130V129H97ZM99 130H101V129H99ZM117 130V129H116ZM118 130H119V128H118ZM117 130V131H118ZM132 130H131V132H132ZM137 130V129H136ZM142 130H143V127H142ZM147 130V129H146ZM149 130H151V128L149 129ZM149 130H147V131H149ZM160 130V129H159ZM208 130V129H207ZM50 131H51V129H50ZM77 131V130H76ZM76 131H74V132H76ZM116 131V132H117ZM125 131H127V129L125 128ZM58 132H62V131H58ZM65 133H66V131H64ZM82 133H84L83 131H81ZM104 132V131H103ZM114 132V131H113ZM116 132H114V133H116ZM122 132V130L120 131L119 130V134ZM128 132V131H127ZM137 132H138V130H137ZM136 132V133H137ZM142 132V131H141ZM150 132V131H149ZM214 130H212L211 128L208 130V133H209V135H213L214 133ZM77 133V132H76ZM122 133H124V132H122ZM61 134V133H60ZM59 134V137H62L61 135ZM119 134H117L116 136H118ZM133 134H135L134 132H132V137L134 138V136H133ZM139 134H140V132H139ZM243 134V135H242ZM56 135L57 134H55V135H52L51 137H50V139L48 140L49 142L48 143H46V145H47V147L46 146H44V148L46 147V149H42L43 150V154H44V156H43V158H45V164L43 163V161H41V163H43L44 164V166H45V170H44V180H43V183H44V185H47V186H53V185H55V186H59V189H63L64 190V187H66L67 186V188L69 189V191H63V194L64 193H67L66 194V197H68L67 199H72V197H71V195L72 194H74V196L73 197H76V199H77V201L78 202H80L81 204H79V206H78V208H77V212H78V217H79V220H78V228H77V231H76V233H74L71 237H69V236H64L62 239H60V236L61 235H55V234H50V238H46L45 237V241H44V244L46 243V241H51V242H53V241H56V240H59V242H58V244H59V246H60V251H59V254H62L60 257H61V259L60 260H56V264H100V262L98 261V259H97V256H99V255H102V256H104V255H108L109 254V252H108V250L111 248V246L109 247V245L107 244V242L109 241V239H112L111 238V235H114V232H115V230L114 229H117V228H114V226H115V224L117 223V220H119V219H121V218H118L120 215V212L119 211H117L116 210V208H114V204H113V201L114 200H116V202L115 203H117V200L120 202V200L117 198V199H115L116 197H121L122 195H121V193H115V191H114V194H110V195H108L107 193V191H105L106 189H104L102 186L106 183L105 181H103L104 182V184L102 185L101 183H99L98 184V187H94V188H92V186H90L89 185V187L87 188V187H83V186H80V184H79V182H81V181H84L85 180V177H84V173L85 172H88L89 171V169H90V160H88V158H86L85 160H83L82 162H80L79 160H76L74 157H72L71 156V154H70V152H71V146H68V140H65V139H62V138H60V140L58 139V137H57V139H56ZM83 135V134H82ZM81 135V136H82ZM126 135V134H125ZM129 135V134H128ZM137 135V134H136ZM64 136V135H63ZM99 136V135H98ZM115 136V137H116ZM143 135L141 134V136L140 137H142ZM163 136V135H162ZM45 137V136H44ZM83 137V136H82ZM81 137V138H82ZM87 137V136H86ZM125 137V136H124ZM156 137V136H155ZM222 137V136H221ZM68 138H69V136H68ZM126 138V137H125ZM128 138H130V137H128ZM137 138V137H136ZM158 139H159V137H157ZM156 138V139H157ZM83 139H85V137L83 138ZM82 139V140H83ZM131 139V138H130ZM130 139H128V140H130ZM143 139V138H142ZM141 139V140H142ZM45 140V139H44ZM70 140V139H69ZM101 140V139H100ZM99 140V141H100ZM114 140V141H113ZM112 141L113 142H115V139H113ZM123 140V139H122ZM125 140H127V138L125 139ZM151 140V139H150ZM154 140H155V138H154ZM154 140H152V141H154ZM215 140V139H214ZM72 141V140H71ZM124 141V140H123ZM134 141V139L131 141H129V143L130 142H133ZM221 141H222V139H221ZM226 141V140H225ZM47 142V141H46ZM73 142V141H72ZM120 142V141H119ZM128 142V141H127ZM101 143V142H100ZM99 143V144H100ZM122 143V142H121ZM124 143V142H123ZM144 144L143 145H146V147L147 148H149L147 145L149 144L148 142H143ZM127 144V143H126ZM131 144V143H130ZM212 144V143H211ZM87 145H88V143H87ZM115 145V144H114ZM213 145V144H212ZM116 146V145H115ZM110 147H111V144H110ZM114 147V146H113ZM124 147V146H123ZM151 147V146H150ZM160 147V146H159ZM101 148V147H100ZM156 148V147H155ZM158 148V147H157ZM114 149V148H113ZM117 149V148H116ZM116 149H114L115 151H116ZM127 149V148H126ZM209 149V148H208ZM206 150V151H208V154H210V157H211V153H213L212 152V150L211 149H209V150ZM111 150V149H110ZM119 150H120V148H119ZM122 150V149H121ZM120 150V151H121ZM108 151H109V149H108ZM112 151V150H111ZM111 151H109V152H111ZM118 152V150H117V152L118 153H121V152ZM124 152H122V154L123 153H126L125 152V150H123ZM149 151V150H148ZM156 151H158V149H156ZM242 151V152H241ZM73 152V151H72ZM114 152V151H113ZM108 153V152H107ZM117 153V154H118ZM1 154V153H0ZM35 154V153H34ZM73 155H75L74 154V152L72 153ZM112 154V153H111ZM116 154V153H115ZM121 154V155H122ZM158 154V153H157ZM77 155V154H76ZM119 156H120V154H118ZM125 155V154H124ZM166 155H167V153H166ZM41 156V155H40ZM144 156V155H143ZM158 156V155H157ZM213 156H216V155H213ZM117 157V156H116ZM120 157H122V156H120ZM119 157V158H120ZM125 157H127L126 155H125ZM131 157V156H130ZM129 157V158H130ZM202 157H204V156H200V157H196V161H197V164H198V162L199 161H202ZM106 158V157H105ZM114 158V157H113ZM124 158V157H123ZM166 158H167V156H166ZM169 158V157H168ZM172 158H174V157H172ZM214 158V157H213ZM90 159V158H89ZM157 159V158H156ZM215 159V158H214ZM43 160V159H42ZM91 160H93V159H91ZM120 160H123L122 158H120ZM128 160V159H127ZM127 160H124V161H127ZM165 160H168V159H165ZM175 160V159H174ZM174 160H173V162H174ZM109 161H111V160H109ZM153 161V160H152ZM155 161V160H154ZM157 161V160H156ZM121 162V164H123L122 162L123 161H119V163ZM128 162V161H127ZM136 162H139V161H136ZM168 162H169V160H168ZM176 162V161H175ZM202 163V162H201ZM207 163H209V160H206L205 161V159H204V164L202 165V167H200V169H199V171H203L204 172V166H205V164H207ZM213 163V162H212ZM216 163V162H215ZM158 164V163H157ZM177 164V163H176ZM210 164V163H209ZM118 164H116L115 163V165L113 164L112 165V167H114V166H117ZM170 165H171V163H170ZM201 165V164H200ZM211 165V164H210ZM122 167H124L123 165H121ZM169 166V165H168ZM176 167H177V165H175ZM209 166V165H208ZM250 166V167H249ZM138 167V166H137ZM169 167H171V166H169ZM256 167H257V169H256ZM117 168V167H116ZM162 168V167H161ZM174 169V168H173ZM208 169V168H207ZM213 169V168H212ZM114 170V169H113ZM252 170H254V171H252ZM26 171V170H25ZM115 171V170H114ZM124 171V170H123ZM145 171V170H144ZM147 171V170H146ZM162 171V170H161ZM220 171V170H219ZM127 172V171H126ZM264 172V171H263ZM262 172V174H264ZM116 173V172H115ZM144 173V172H143ZM147 173V172H146ZM161 173V172H160ZM175 173V170H174V172H172V174L175 176L176 174H174ZM205 173V172H204ZM258 173V172H257ZM261 174V175H262ZM141 175V173L139 174V176ZM179 175V174H178ZM138 176V175H137ZM166 176H168V175H166ZM126 177V176H125ZM133 177V176H132ZM171 177V176H170ZM176 177H177V175H176ZM218 177V176H217ZM237 177H232L233 179H232V182H233V184H231L230 186H226L225 184V186L224 185H219V186H221V188H220V193H224V197L226 196V204L230 207V211H231V214H232V216H231V218H232V221H233V225L231 226V231H235V233H234V235H235V237L227 244H224V246H225V248L226 247H229V249H230V246H231V248H233V249H235L236 250V253H238V256H239V259H238V264H264V199L262 200V201H260V200H258V193L260 192V190H259V182L255 179V178H252L253 179V181L252 180H249L248 179V184H247V186H245V176H243V177H241V178H239V179H237ZM263 177H264V175H263ZM92 178H94V176L92 175V174H90L89 173V177H88V179H92ZM115 178V177H114ZM134 179H135V177H133ZM145 178V177H144ZM213 178V177H212ZM160 179V178H159ZM163 179V178H162ZM170 179V178H169ZM168 179V180H169ZM202 179V178H201ZM209 179L211 180V178L209 177ZM218 179H219V177H218ZM217 179V181L215 182V183H217L219 180ZM262 179V178H261ZM128 180V179H127ZM174 180V179H173ZM193 180V179H192ZM203 180V179H202ZM35 181V180H34ZM113 181V180H112ZM139 181V180H138ZM162 181V180H161ZM166 181V180H165ZM201 181V180H200ZM199 181V182H200ZM214 181V180H213ZM212 181V182H213ZM134 182V181H133ZM136 182V181H135ZM134 182V183H135ZM146 182H147V180H146ZM155 182V181H154ZM166 183H168L167 181H166ZM208 183V182H207ZM262 183V182H261ZM71 184L73 185H75L74 187H75V189H76V191H75V189H74V192H71L70 190H71ZM102 186H101V185ZM113 184V183H112ZM144 184V183H143ZM201 187H203L204 186V180L201 182V183H198ZM212 184V183H211ZM263 184H264V179H263ZM169 185H171L170 184V182H169ZM181 185V184H180ZM206 185H208V184H206ZM105 186H107V184L105 185ZM114 186V185H113ZM132 186V185H131ZM136 186H137V183H136ZM154 186V185H153ZM167 186V185H166ZM174 186V185H173ZM212 186V185H211ZM175 187V186H174ZM216 187H218V186H216ZM264 187V186H263ZM73 188V187H72ZM113 188V187H112ZM119 188V187H118ZM151 188V187H150ZM149 188V189H150ZM181 188V187H180ZM183 188V187H182ZM181 188V189H182ZM219 188V187H218ZM103 189V190H102ZM156 189H158V188H156ZM175 190H176V188H174ZM207 189V188H206ZM214 189V188H213ZM115 190V189H114ZM172 190V189H171ZM201 190V189H200ZM211 190V189H210ZM111 191V190H110ZM120 191V190H119ZM160 191H161V189L160 190H158V192L160 193ZM192 191V190H191ZM203 191H204V187L202 188V191L200 192V195L201 194H203ZM216 191V190H215ZM121 192V191H120ZM181 192V191H180ZM185 192V191H184ZM184 192H181V193H184ZM199 192V191H198ZM209 192V191H208ZM156 193H157V191H156ZM161 193H162V191H161ZM160 193V194H161ZM179 193V192H178ZM214 193V192H213ZM218 193V192H217ZM102 194H106V196H103ZM124 194V193H123ZM145 194V193H144ZM171 195L173 194V192L172 193H170ZM195 194H196V192H195ZM209 194V193H208ZM108 195V196H107ZM157 195V194H156ZM167 195V194H166ZM177 195V194H176ZM179 195V194H178ZM183 195V194H182ZM215 195V194H214ZM173 196H174V194H173ZM202 196V195H201ZM81 197H83V203H82V199H81ZM154 197V199L156 198L155 197V195L153 196ZM169 197L171 198V196L169 195ZM176 197V196H175ZM206 197V196H205ZM211 197V196H210ZM264 197V196H263ZM105 199V200H103V201H105V202H101V200L102 199ZM124 198V197H123ZM129 198V197H128ZM142 198V197H141ZM145 198V197H144ZM147 198V197H146ZM69 199V200H70ZM101 199V200H100ZM130 199V198H129ZM128 199V200H129ZM139 199V198H138ZM165 199V198H164ZM185 199H188L187 197L185 198ZM184 199V200H185ZM208 199H210V198H208ZM223 199V198H222ZM107 200V201H106ZM141 200V199H140ZM169 200H171V199H169ZM183 200V199H182ZM213 200V199H212ZM71 201V200H70ZM131 201V200H130ZM157 201H158V199H157ZM159 201H162V199L161 200H159ZM166 201V200H165ZM202 201V200H201ZM223 201V200H222ZM49 202V201H48ZM78 202H77V204H78ZM109 202H111V206H110V204H107V203H109ZM118 202V203H119ZM151 202H152V200H151ZM154 203L156 202V199H155V201H153ZM10 203V202H9ZM21 203V202H20ZM33 203V202H32ZM69 203V202H68ZM157 203V202H156ZM165 203V202H164ZM163 203V205H165ZM181 203V202H180ZM208 203V202H207ZM212 203H213V201H212ZM72 204H73V201H72ZM71 204V205H72ZM76 204V203H75ZM107 204V205H106ZM120 204V205H119ZM118 205L119 206H121V204H123L122 203V201H121V203H119ZM140 204H141V202H140ZM158 204V203H157ZM168 204V203H167ZM230 204V205H229ZM69 205H70V203H69ZM70 205V206H71ZM106 205V206H105ZM112 205H113V208H112ZM135 205V204H134ZM179 205V204H178ZM208 205H209V203H208ZM206 205L205 206V209H204V212H207L206 211V209H210L211 207V205ZM213 205V204H212ZM25 205H23V207H24ZM66 206V205H65ZM105 206V207H104ZM122 206H124V205H122ZM137 206V205H136ZM140 206V205H139ZM150 207H151V205H149ZM149 206H148V209H149ZM153 206H156V204H154V205H152V207ZM161 206V205H160ZM166 207H167V205H165ZM208 206V207H207ZM216 206V205H215ZM225 206V205H224ZM22 207V206H21ZM73 207V206H72ZM104 207V208H103ZM126 207H128V206H126ZM151 207V208H152ZM162 207V206H161ZM164 207V206H163ZM161 208V209H167V208ZM185 207H187V208H191L192 209V211H193V207L192 206H188V204L187 205H185L184 206V208ZM198 207V206H197ZM63 208H65L64 207V205H63ZM144 208V207H143ZM199 208V207H198ZM226 208V207H225ZM18 209V208H17ZM35 209V208H34ZM50 206L48 205L47 207H46V211L48 210V211H50V210H52V209H50ZM102 209V210H101ZM117 209H119V208H117ZM170 209H172L171 207H170ZM186 209V208H185ZM216 209V208H215ZM127 210V209H126ZM151 210H153V208L151 209ZM164 210V211H165ZM190 210V209H189ZM188 209H187V211H189ZM222 210V209H221ZM30 211V210H29ZM61 211H63V210H61ZM142 211V210H141ZM144 211H146V210H144ZM168 211H170V210H168ZM167 211V212H168ZM187 211H185V212H187ZM210 211V210H209ZM217 211V210H216ZM15 212V211H14ZM40 212H42V211H40ZM66 212V211H65ZM65 212H64V214H65ZM73 212V211H72ZM75 212H76V209H75ZM129 212V211H128ZM148 212V211H147ZM146 212V213H147ZM160 212V211H159ZM182 213H183V211H181ZM218 212V211H217ZM30 213V212H29ZM34 213V212H33ZM61 213V212H60ZM161 213V212H160ZM169 213V212H168ZM171 213V212H170ZM169 213V214H170ZM188 213V212H187ZM186 213V215L187 216H189L188 214H191V211H190V213H188L187 214ZM210 213V212H209ZM58 214V213H57ZM66 214H67V212H66ZM75 215H76V213H74ZM167 213H165L164 215H166ZM225 214V213H224ZM224 214H222V211H221V219L223 218V216H224ZM68 215H70V213L68 214ZM135 215H137V214H135ZM142 215H143V213H142ZM180 215H181V213H180ZM26 216H28V215H26ZM60 216V215H59ZM159 216V215H158ZM157 216V217H158ZM167 216H168V214H167ZM165 217V218H167V219H169L168 217ZM182 216V215H181ZM185 216V215H184ZM203 216V215H202ZM213 218H212V217ZM122 217V216H121ZM156 217V218H157ZM159 217H161V216H159ZM163 218H164V216H162ZM180 217V216H179ZM178 217V218H179ZM191 217H193V215H191ZM191 217H190V219H191ZM32 218V217H31ZM34 218V217H33ZM62 218V217H61ZM65 218V217H64ZM141 218H143L142 216H141ZM155 218V219H156ZM184 218V217H183ZM195 218L196 219H192L193 220V222L191 223L192 225H195V229L197 228L196 227V225H198V232H197V237H194L193 235H192V238H191V236L189 237L190 238V242L192 243L191 245L192 246H190V245H188V246H190V248L192 249V247L194 246L195 247V249H198V250H202V252H205V250H207V249H209L210 247H212L215 243L217 244V245H222L221 244V242L219 241V240H216L218 237H216V238H214L213 236H216V235H213L214 233H215V230H216V227L217 226H215V222L217 221V219L216 218H214V214L213 215H207V214H205L204 213V218L203 219H201L200 217H198V216H195ZM30 219V218H29ZM37 219H38V217H37ZM63 219V218H62ZM64 220V219H63ZM77 220V219H76ZM103 220H106V222L107 223H103ZM160 220V219H159ZM163 220V219H162ZM165 221H166V219H164ZM192 220H189V221H187V222H190V221H192ZM214 220V221H213ZM47 221V220H46ZM49 221V220H48ZM121 221V220H120ZM125 220H123L122 219V222H124ZM53 222V224L55 223V221H52ZM122 222H121V224H122ZM161 222H163V221H161ZM50 223V222H49ZM130 223V222H129ZM152 223V222H151ZM151 223H150V225H151ZM153 223H155V222H153ZM152 223V224H153ZM218 224L220 223L219 221L217 222ZM46 224H48V223H46ZM57 224V223H56ZM62 224V223H61ZM65 224V223H64ZM121 224H120V222H119V225L121 226ZM164 224V223H163ZM184 224V223H183ZM25 225H26V221H25V219L23 218V217H17V224H15V225H13V229H15L14 231H13V229H11L12 230V233H14V235H15V237H13V238H11L10 239V241L12 242V241H16V240H18L19 242H20V238H22L21 237V235H24L26 232H24L25 230H24V228H25ZM41 225V224H40ZM217 225V224H216ZM221 225H222V223H221ZM42 226H43V224H42ZM126 226V225H125ZM152 226V225H151ZM173 226V225H172ZM59 227V226H58ZM119 227V226H118ZM127 227V226H126ZM125 227V228H126ZM139 227V226H138ZM155 226H152L151 228H154ZM170 227V229H171V226H169ZM169 227H167V228H169ZM215 227V228H214ZM223 227V226H222ZM51 228H53V227H51ZM60 228V227H59ZM66 228V227H65ZM136 228V227H135ZM134 228V229H135ZM156 228V227H155ZM154 228V229H155ZM182 228V227H181ZM218 228H219V225H218ZM217 228V229H218ZM4 229V228H3ZM42 229V228H41ZM44 229V228H43ZM46 229V228H45ZM119 229H120V227H119ZM123 229V228H122ZM133 229V230H134ZM166 229V228H165ZM169 229V230H170ZM112 230H114V231H112ZM118 230V229H117ZM121 230V229H120ZM150 229H148V231H149ZM155 230H157V229H155ZM184 230V229H183ZM44 231V230H43ZM65 231V230H64ZM125 231H127V230H125ZM136 231V230H135ZM140 231H141V229H140ZM139 231V232H140ZM166 231V230H165ZM222 231V230H221ZM49 232H50V230H49ZM61 232V231H60ZM121 232V235L119 234L118 235V237L117 238H120V236H121V238H122V234H126V233H123L122 231H120ZM128 232V231H127ZM152 232V231H151ZM168 232V231H167ZM166 232V233H167ZM196 232V231H195ZM237 232V233H236ZM4 233V232H3ZM11 233V234H12ZM71 232H69V234H70ZM130 233V232H129ZM128 233V234H129ZM142 233V232H141ZM158 233V232H157ZM169 233V232H168ZM116 234V233H115ZM137 234H139V233H137ZM149 234H150V231H149ZM170 235H171V233H169ZM168 234V235H169ZM219 234V233H218ZM229 234V233H228ZM227 234V235H228ZM44 235V234H43ZM151 235V234H150ZM158 235V234H157ZM169 235V236H170ZM187 235H188V233H187ZM190 235V234H189ZM231 235L232 234H230V237H231ZM12 236V235H11ZM47 236V235H46ZM136 236V235H135ZM135 236H134V238H135ZM142 236V235H141ZM169 236H167V238L169 237ZM62 237V236H61ZM113 237V236H112ZM123 237H126V236H124L123 235ZM137 237H139V236H137ZM136 237V238H137ZM159 237V236H158ZM19 238V239H18ZM23 238H25V239H27L26 237H23ZM22 238V239H23ZM33 239H31V240H33L34 241V239L35 238H37V237H32ZM129 238V237H128ZM140 238V237H139ZM171 238H172V236H171ZM170 238V239H171ZM222 238V237H221ZM29 240H30V238H28ZM64 239V240H63ZM124 239V238H123ZM123 239H121V241L123 242ZM127 239V238H126ZM125 239V240H126ZM143 239H144V237H143ZM113 240V239H112ZM115 240H117V239H115ZM136 240V239H135ZM159 241H160V239H159ZM172 241V240H171ZM10 242V243H11ZM26 242V241H25ZM32 242V241H31ZM109 242H111V241H109ZM113 242V241H112ZM117 242V241H116ZM119 243H120V245H121V242L120 241H118ZM117 242V243H118ZM141 242H142V240H141ZM189 242V241H188ZM13 243V242H12ZM27 243V242H26ZM33 243V242H32ZM119 243L118 244H116L117 246H119ZM136 243H139V242H136ZM145 243V242H144ZM153 243V242H152ZM157 243V242H156ZM169 243H170V240H169ZM172 243V242H171ZM187 243V242H186ZM9 243H7L6 244V246L8 247V249H11L12 250V248H9V246H10V244L8 245ZM20 244H22V243H20ZM28 244V243H27ZM47 244V243H46ZM126 244H128V243H126V241L124 242V245L126 246ZM143 243H140V245H142ZM146 244V243H145ZM149 244V243H148ZM154 244V243H153ZM152 244V246L151 245H149V247H152V249H153V245ZM163 244V243H162ZM166 244H167V242H166ZM215 244V245H216ZM115 245V244H114ZM164 246H165V244H163ZM168 245V244H167ZM170 245H172V244H170ZM217 245L215 246V247H217ZM146 245H144V247H145ZM15 247V246H14ZM13 247V248H14ZM58 247V246H57ZM140 247V246H139ZM146 247H148V245L146 246ZM154 247H156V246H154ZM168 246H166V248H167ZM44 248V247H43ZM52 248V247H51ZM114 249L115 248H117L116 246L115 247H113ZM112 248V249H113ZM122 248V247H121ZM143 248V247H142ZM157 248V250H158V248H159V246L158 247H156ZM162 248H164V247H162ZM165 248V249H166ZM218 248V247H217ZM17 249V248H16ZM15 249V250H16ZM44 249H46V248H44ZM118 249V248H117ZM117 249H115V250H117ZM126 249H127V246H126ZM152 249L150 250V252H149V255H152L151 253H152ZM161 249V248H160ZM163 250V249H161L162 251H164V252H166L167 250H168V248L166 249V250ZM169 249H170V247H169ZM194 248L192 249V250H195ZM215 249V248H214ZM220 249V248H219ZM14 250V251H15ZM48 250H49V248H48ZM51 250V249H50ZM56 250V249H55ZM111 250V249H110ZM141 250V249H140ZM145 250V249H144ZM117 251H119V249L117 250ZM147 251H148V248H147V250L145 251L146 253H147ZM196 251V250H195ZM2 252H4L3 250H2ZM11 251H9V253H10ZM17 252V251H16ZM122 252H125V251H122ZM168 252V251H167ZM172 252V251H171ZM207 252H209V251H207ZM227 252H228V250H227ZM234 252V251H233ZM45 253V252H44ZM58 253V252H57ZM114 253H115V251H114ZM136 253H137V251H136ZM136 253L135 254H131V255H133V257H135L133 260H131V259H128V263H125V264H143V262H142V260L144 259V257H143V259L141 260L140 258H136ZM141 253V252H140ZM159 253H160V250H159ZM178 253H179V251H178ZM201 253V252H200ZM120 254V253H119ZM172 254V253H171ZM185 254V253H184ZM3 255V254H2ZM128 255V254H127ZM142 255V254H141ZM162 255H163V253H162ZM208 255V254H207ZM228 255V254H227ZM114 256H116L115 254H114ZM120 256V258H121V255H119ZM119 256L117 255L116 257H117V259L119 258ZM169 256V255H168ZM182 256H184L183 254H182ZM195 256H196V252H195ZM217 256V255H216ZM229 256V255H228ZM146 257V256H145ZM147 257H149V256H147ZM171 257V256H170ZM132 258V257H131ZM142 258V257H141ZM165 258V257H164ZM199 258V257H198ZM3 259H5V260H3V261H7V263H5V264H15V262H14V258H13V260H11L10 259V257H6V256H4V258ZM148 259V258H147ZM153 259V258H152ZM168 260L167 261H169V258H167ZM173 259V258H172ZM194 259H195V257H194ZM120 260H122V259H120ZM123 260H126V259H123ZM206 260V259H205ZM60 261V262H59ZM144 261V260H143ZM146 261V260H145ZM148 261V260H147ZM147 261L145 262L146 264H149L150 262H151V260H150V258H149V261H148V263H147ZM195 261V260H194ZM156 262V261H155ZM51 263H53V262H51ZM144 263V264H145ZM153 263V262H152ZM158 263H161V261H159V262H157V264ZM162 263H163V261H162ZM161 263V264H162ZM201 263V262H200ZM124 264V263H123ZM167 264V263H166ZM170 264V263H169ZM173 264V263H172Z\"/></svg>",
	"mask_w": 264,
	"mask_h": 264
}]
</instances>
